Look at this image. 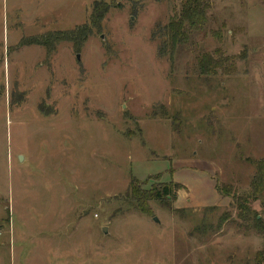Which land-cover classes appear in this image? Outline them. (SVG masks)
<instances>
[{
    "label": "rangeland",
    "instance_id": "1",
    "mask_svg": "<svg viewBox=\"0 0 264 264\" xmlns=\"http://www.w3.org/2000/svg\"><path fill=\"white\" fill-rule=\"evenodd\" d=\"M181 1L0 0V264H264L219 191H248L264 157V0H208L171 54ZM134 181L178 184L171 209L135 210ZM250 206L264 223V192Z\"/></svg>",
    "mask_w": 264,
    "mask_h": 264
},
{
    "label": "trees",
    "instance_id": "2",
    "mask_svg": "<svg viewBox=\"0 0 264 264\" xmlns=\"http://www.w3.org/2000/svg\"><path fill=\"white\" fill-rule=\"evenodd\" d=\"M211 6L208 0H182L180 10L175 13L166 26L165 40L163 47H169L171 54L176 47L183 46L191 40V35L201 31L208 19L207 12ZM103 18L101 13L98 15ZM89 31L80 28L68 32L48 33L44 36L36 37L31 44L44 46L48 52L51 51V42L70 40L74 44L86 41ZM80 45V44H79ZM199 72L201 75H212L217 67L218 60L212 59L209 54H203L197 59ZM254 167V173L249 183L248 191L237 194L236 191L229 190L228 186L219 187L223 194L231 195L238 211L237 217L245 222V226L252 227L258 233H264V223L256 212L252 210L250 203L259 199L264 192V157L260 159H247ZM136 181L129 185L128 195L134 209L141 213H147L149 201H156L162 206L171 209L169 201L175 199V189L178 184H162L158 190H140ZM169 197V199H168ZM171 198V199H170ZM222 225L221 218L218 220V227ZM256 264H261L257 261Z\"/></svg>",
    "mask_w": 264,
    "mask_h": 264
},
{
    "label": "water",
    "instance_id": "3",
    "mask_svg": "<svg viewBox=\"0 0 264 264\" xmlns=\"http://www.w3.org/2000/svg\"><path fill=\"white\" fill-rule=\"evenodd\" d=\"M155 219V221H156V218H154ZM103 231H104V229H103Z\"/></svg>",
    "mask_w": 264,
    "mask_h": 264
}]
</instances>
